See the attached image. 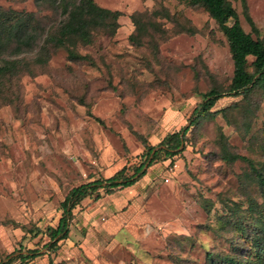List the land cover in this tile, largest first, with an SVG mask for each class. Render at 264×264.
<instances>
[{"label": "rangeland", "instance_id": "rangeland-1", "mask_svg": "<svg viewBox=\"0 0 264 264\" xmlns=\"http://www.w3.org/2000/svg\"><path fill=\"white\" fill-rule=\"evenodd\" d=\"M94 1L122 12L114 35L96 33L78 45L89 59L71 60L57 48L38 65L33 53L21 54L34 73L13 77L0 98V260L38 248L37 257L11 264H225L222 255L263 261L264 250L252 246L264 230L263 190L246 161L222 159L217 128L230 152L264 172V96L255 91L228 112L231 123L219 113L190 125L201 94L226 87L232 76L215 21L186 0ZM230 2L246 32L255 36L247 12L264 34V0ZM0 7L32 12L45 26L56 20L33 0H0ZM134 12L154 22L138 45L128 40ZM234 100L223 97L212 109ZM183 126L180 154L153 163L132 186L81 200L56 249L25 230L55 226L71 187L138 164L143 147L133 132L156 145Z\"/></svg>", "mask_w": 264, "mask_h": 264}, {"label": "trees", "instance_id": "trees-1", "mask_svg": "<svg viewBox=\"0 0 264 264\" xmlns=\"http://www.w3.org/2000/svg\"><path fill=\"white\" fill-rule=\"evenodd\" d=\"M37 6L46 5L56 12V20L48 25L41 24L32 12L16 11L11 8L0 7V98L8 97L5 88L15 76L20 74L32 75L33 69L23 53H33L31 62L44 65L51 56V51L63 48L71 60L89 59L87 55L78 52V45H88L94 41L96 33L114 35L119 27L118 18L122 12L98 5L94 0H33ZM243 5L245 6V0ZM190 6L204 9L208 16L215 21L218 29L226 39L230 58L232 61V76L226 87L212 86L201 94V100L193 108L190 125L198 126L203 121L213 120L221 114L228 123H231L227 113L241 107V102L249 98L255 91L264 96V34L260 35L250 16L245 13L255 36L246 32L240 24L238 14L230 0H186ZM143 13L134 12L130 15L134 30L129 34L128 40L133 44H142V39L149 26H154L151 20H144ZM168 17V13H164ZM252 60L249 62L248 57ZM223 97L237 98L228 106L218 110L212 109L215 103ZM188 126L180 130L167 133L156 145L150 144L146 137L133 132L140 141L143 151L138 164L123 166L109 177H101L71 187L59 204L61 214L55 226L47 225L44 229L34 225L25 229L33 236L43 234L48 241L43 245L47 250L58 247V242L69 234V221L72 218V209L81 200L94 194V199L101 197L102 189L105 193H112L115 189L132 186L146 173L144 164L149 156L151 159L147 167L164 159H170L185 149ZM218 143L221 146V157L227 161L236 159L246 161L262 191V208L264 210V172L257 170L249 158L232 153L220 128H217ZM182 136L180 137V133ZM155 151L153 152V150ZM12 224H16L13 220ZM25 228V226H21ZM252 246L258 253L264 250V230L253 236ZM40 255V249L29 248L25 251L18 249L16 255L6 256L7 260H0V264H11L14 259L26 262ZM211 258V254H207ZM225 264H264L243 263L231 256L222 255Z\"/></svg>", "mask_w": 264, "mask_h": 264}, {"label": "water", "instance_id": "water-1", "mask_svg": "<svg viewBox=\"0 0 264 264\" xmlns=\"http://www.w3.org/2000/svg\"><path fill=\"white\" fill-rule=\"evenodd\" d=\"M181 136H182V132L180 133V137H181ZM155 149H156V148H154L153 152L155 151ZM150 159H151V156H149L147 162L144 164V166H143V170H144L145 168H147V165H148Z\"/></svg>", "mask_w": 264, "mask_h": 264}]
</instances>
